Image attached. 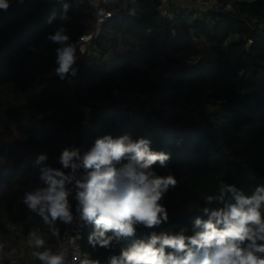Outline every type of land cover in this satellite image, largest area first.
Masks as SVG:
<instances>
[{"label":"trees","instance_id":"1","mask_svg":"<svg viewBox=\"0 0 264 264\" xmlns=\"http://www.w3.org/2000/svg\"><path fill=\"white\" fill-rule=\"evenodd\" d=\"M115 1L124 17L105 22L85 54L78 38L94 29L96 13L108 10L110 0L98 8L65 0L70 19L52 24L46 23L51 13L63 10L56 0H9L8 10H0L1 244L4 222L26 225L37 215L23 203L26 191L42 185L37 157L46 154L47 166L67 173L59 163L64 148L83 155L106 135L149 140L152 150L170 155L166 166L152 170L172 174L177 184L161 201L169 218L159 226H139L135 236L114 238L106 249L89 243L95 229L88 224L79 264H109L152 232L192 235L195 219H207L203 208L222 206L205 201L221 182L245 195L264 185V0H239L230 10L172 3L170 15L161 14L156 0ZM61 26L77 48L71 89L69 77L55 73L60 45L47 39ZM152 71L159 74L154 81ZM66 189L74 212L76 194ZM64 224L57 221L59 234ZM44 238L53 250L58 237Z\"/></svg>","mask_w":264,"mask_h":264},{"label":"clouds","instance_id":"2","mask_svg":"<svg viewBox=\"0 0 264 264\" xmlns=\"http://www.w3.org/2000/svg\"><path fill=\"white\" fill-rule=\"evenodd\" d=\"M56 2L62 4L63 10L52 12L48 24L70 19V4L65 0ZM76 2L79 5L83 0ZM130 2L135 4L136 0ZM89 4L98 8L97 0H89ZM9 7V0H0V10L7 11ZM96 14L102 15L103 10ZM47 39L60 45L55 50L56 75L61 80L75 76L77 48L69 43L65 27L57 28ZM80 51L83 53V49ZM47 159L46 154L37 157L35 164L40 166L42 185L26 191L23 203L42 218L53 237H59L57 221L70 224L74 219L66 189L73 182L77 189L75 211L81 221L94 225L89 236L93 247L110 248L114 238L133 237L139 226L153 228L169 218L161 201L177 180L172 174L161 176L152 170L157 163L166 166L170 155L152 150L147 139L106 135L96 139L83 155L76 147H66L59 163L63 169H70L67 173L47 166ZM122 161L127 162L117 167ZM81 168L86 175L78 178ZM205 201L222 206L203 208L207 219H195L192 235H185L184 229L178 233L152 232L146 240L122 248L109 264H264V185L245 195L234 185L221 182L217 193L207 195ZM109 232L113 235H107ZM45 235L39 227L29 231L27 243L34 249L32 255L41 264H67L64 252L54 253L46 246ZM14 252L15 249L5 252V246L0 244V257L10 258ZM82 264L100 262L86 259Z\"/></svg>","mask_w":264,"mask_h":264},{"label":"built area","instance_id":"3","mask_svg":"<svg viewBox=\"0 0 264 264\" xmlns=\"http://www.w3.org/2000/svg\"><path fill=\"white\" fill-rule=\"evenodd\" d=\"M159 3V10L162 15H170V7L173 4L178 5H184L186 7H193L199 10L207 9L210 7H217L218 5L223 6L224 9L230 10L232 7L239 1V0H156ZM84 4L90 5L89 0H83ZM121 5L118 4L115 0H110V8L108 10H104L102 15H99L96 18L95 21V27L94 29L87 33L83 34L78 38V48L79 51L83 49V53L85 54L91 43L96 39L98 36L100 29L102 25L109 21L110 19H122L124 17V12L120 11ZM81 52V51H80ZM76 68V75L75 76H69L67 81L68 88H73L77 81H78V67L75 65ZM158 73L156 71H152L150 74L151 80H156L158 78ZM138 98H143V95H138ZM196 113V110H194V114ZM162 116H167L169 114V111L167 109H162L161 111ZM78 178L79 174L77 173ZM68 189L72 193L76 194V187L75 182L68 184ZM41 221L42 218L36 215ZM74 219L72 223L70 224H64L59 237L56 240L55 248L52 250L54 253L56 252H64L65 258L67 264H79L82 260V253L79 246V241L82 237V232L84 228L89 224L84 221H81L79 219L78 214L74 210L73 212ZM3 226L7 229L8 234L5 238V241L2 243L5 246L13 245L15 240H17L16 236L18 234L25 233L28 229L24 226L16 225L13 223H10L8 221L3 223ZM41 230L44 232L43 225H39ZM24 243V240L19 242L20 245ZM26 243V242H25ZM19 256V255H18ZM31 263L28 262V264H41V262L36 259L34 256L31 257ZM27 263V261H25ZM23 263V262H22ZM0 264L1 263V257H0Z\"/></svg>","mask_w":264,"mask_h":264},{"label":"rangeland","instance_id":"4","mask_svg":"<svg viewBox=\"0 0 264 264\" xmlns=\"http://www.w3.org/2000/svg\"><path fill=\"white\" fill-rule=\"evenodd\" d=\"M98 4L100 3V0H97ZM30 221L28 222L29 224L28 225H20V226H27L28 228V234H29V231L34 228V227H39V225H43V221H41L36 215L33 216V217H30L29 219ZM40 228V227H39ZM49 232V231H48ZM46 236H49V233H47V230H46ZM28 240V239H27ZM27 240L24 241V243H22V245L20 246H14V245H10V246H5V252H9L11 251L12 249H15V252L14 254L9 258L8 256V259H10V264H28V262L31 261V257H33L32 255V249L28 246V244H25V242L27 243ZM19 255V257H18ZM5 257L6 256H3L1 257V263L2 264H5ZM23 261H21L22 259ZM27 261V263L25 262ZM23 262V263H22Z\"/></svg>","mask_w":264,"mask_h":264},{"label":"crops","instance_id":"5","mask_svg":"<svg viewBox=\"0 0 264 264\" xmlns=\"http://www.w3.org/2000/svg\"><path fill=\"white\" fill-rule=\"evenodd\" d=\"M29 223L27 222L26 223V225H28ZM26 228H28L27 226H25ZM16 238H17V240H15V242H14V246H20V244H19V242L21 241H25V240H27L28 239V230L25 232V233H21V234H18L17 236H16ZM1 242V241H0ZM1 244V243H0ZM25 244H28V243H25ZM4 245H5V243H4ZM32 249V248H31ZM33 251V250H32ZM19 257V256H18ZM22 259V258H21ZM21 261H23V259L21 260ZM31 263V262H30Z\"/></svg>","mask_w":264,"mask_h":264}]
</instances>
